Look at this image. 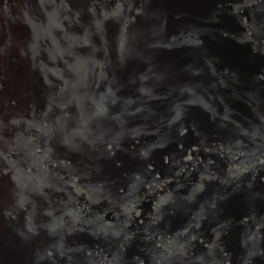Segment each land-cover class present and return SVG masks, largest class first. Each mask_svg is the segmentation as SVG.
<instances>
[{
	"label": "water",
	"instance_id": "water-1",
	"mask_svg": "<svg viewBox=\"0 0 264 264\" xmlns=\"http://www.w3.org/2000/svg\"><path fill=\"white\" fill-rule=\"evenodd\" d=\"M82 3L0 0V264H264V0H124L112 46L69 56Z\"/></svg>",
	"mask_w": 264,
	"mask_h": 264
},
{
	"label": "bare ground",
	"instance_id": "bare-ground-1",
	"mask_svg": "<svg viewBox=\"0 0 264 264\" xmlns=\"http://www.w3.org/2000/svg\"><path fill=\"white\" fill-rule=\"evenodd\" d=\"M79 1H83V3H82L83 5H81L79 10H78L79 13L74 12V11L71 13V16L69 18V21H70L69 26L64 27L63 34L59 37V43L61 46H63V42L65 43L68 40L73 41L75 39H77L78 43L81 42L83 44V47L77 46V45L72 47L71 51L69 53V56L70 55L73 56V52H75V51L78 52L79 50L88 53V55L89 54L90 55L96 54L97 52L92 47H94V44H97V43H106L107 42V44H108L107 46L111 47L112 43H113L112 41H110L112 39V36H114V40L116 39V37H119L123 33V25H129V24L131 25L132 20H134V16L138 15L141 12V9L138 11L136 10V11L132 12L131 10L126 8V5L127 4H133L136 6L140 2L144 3V0H125L127 4L125 6H121L120 8H118L116 10L115 8H117L116 7L117 3L122 2L124 0H121V1H118V0H101V2H99V3L96 2V5H95L94 0H79ZM60 2H63V1H60ZM93 3H94V5H93ZM138 7H139V5H138ZM81 13L84 15L86 14L89 18L88 23L91 25L90 29H89V25L88 24L86 25V28H88L89 31H86V29L82 26V24H83L82 18H78L79 14H81ZM57 15L58 14H56V16H54L50 21H52L53 23H56V21L59 19V16H57ZM48 23H49V21H48ZM71 24H73V25H71ZM0 26H1V24H0ZM116 28H120L118 30L119 33H117V34H115V31H113V29L116 30ZM101 30H103V35L101 36L100 39H98L97 37H95V38L92 37L91 32L95 33L96 31L99 32ZM97 35H99V33H97ZM79 47H82V48L79 49ZM99 53H100V51H99ZM71 61L72 62H70V66L68 64V67L73 71L76 68L79 69L80 66H82L83 69L86 68V66H87V65H85V63L83 64L82 60H79V58L77 60L73 58ZM61 63L64 64V60L61 61L60 64ZM108 84H109V82H107V81L104 82V85H108ZM0 86H1V83H0ZM80 88L81 87H79L78 90H82ZM217 111L218 110L216 109V110H212L210 112L213 113V112H217ZM65 116H68V114L66 113ZM69 116H70V113H69ZM68 144L70 145V142H68ZM65 156H66V152H62L60 150L58 151L57 149L52 150L51 157H54V158L48 164L51 165L53 162L55 165L56 171H59V169H60L59 165H61V162H63V159L65 158ZM189 162H190L189 166L194 164V162H192V159ZM248 162L250 163V165H252L253 161L249 160ZM201 163H203V161H201ZM246 166H248V165H244L245 168H246ZM5 168H1V170L5 169ZM241 171L243 172L244 169ZM1 172L4 174V176H8L11 173V172H9V173L5 172L4 173V170ZM232 174L235 177H237L234 172ZM11 175H13V174H11ZM52 176L58 177V175H56V173L52 174L50 171H48V173L46 174V178L52 179L53 178ZM238 176H241V177L237 178L238 179L237 181H239V182H242L245 179H247V178H243V177H246V173H243L242 175L239 174ZM22 178L25 179L23 175H22ZM192 178H194V176H192ZM3 180H7V177L3 178ZM239 182H236V183H239ZM194 184H196V183H194ZM175 185H177V184H174V186ZM14 186H16V188H17L16 193L18 192L21 195V197H24L26 195L24 191H20L21 187L18 188L19 183L16 185H12L11 192L14 190L13 189ZM174 186H172L171 189H174L175 188ZM43 188H46V187H43ZM221 189L222 190L219 193L221 195L222 202L219 201V206L221 205L220 202L222 204L231 202L233 204L240 205V203L237 202V199L232 197L233 196L232 194H230L229 196H228V194L225 195V191H224L225 188L224 187ZM176 196L183 197V195L178 193V192L176 193ZM213 209L214 208L207 209V210H209V213L207 212L205 214H206L208 219L203 223L202 226H209L210 227L212 220L219 221V218L213 215V213H215V211ZM15 211H16V209H15ZM18 218H20L23 221V226L26 228V233L28 235H31V236H33L34 232L37 233L38 231H41L42 229L49 226V224H51L50 222L45 223V221H42V222H34L33 225H27L20 213L17 215L16 219H18ZM171 232H172V230L171 231L166 230V233H160L157 237L160 240L168 241L169 238L171 237L170 235L175 234L176 231L174 229V233H171ZM25 237H23V238H25ZM33 237L35 238V236H33ZM174 239L176 240V242L178 241L177 242L178 248L180 249V251L181 250L183 251L184 256L190 257V255H191V257H193L194 249H191V247L184 242V239L182 237L176 236ZM165 243L167 244V242H165ZM200 246H203V245H200ZM43 247L48 249V247L45 245ZM203 248L205 249L204 246H203ZM59 249H61V247H58V250ZM172 251L174 252L175 249H173ZM205 253H206L205 251H202L201 255H203L205 257ZM209 255L212 256L210 254V252H209ZM58 258H61L59 251H58V253H56V260ZM34 259L37 261L38 260L37 256H35ZM202 261H203V259H202ZM204 263H205V260H204V262H202V264H204ZM56 264H58V263H56Z\"/></svg>",
	"mask_w": 264,
	"mask_h": 264
}]
</instances>
